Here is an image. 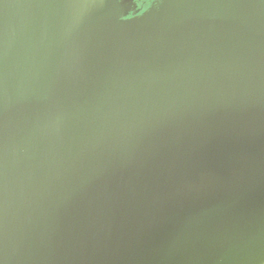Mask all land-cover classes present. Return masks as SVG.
Instances as JSON below:
<instances>
[{
  "label": "water",
  "instance_id": "95a60500",
  "mask_svg": "<svg viewBox=\"0 0 264 264\" xmlns=\"http://www.w3.org/2000/svg\"><path fill=\"white\" fill-rule=\"evenodd\" d=\"M0 0V264H264V0Z\"/></svg>",
  "mask_w": 264,
  "mask_h": 264
},
{
  "label": "flooded vegetation",
  "instance_id": "af4514ba",
  "mask_svg": "<svg viewBox=\"0 0 264 264\" xmlns=\"http://www.w3.org/2000/svg\"><path fill=\"white\" fill-rule=\"evenodd\" d=\"M129 7V15L126 18L139 16L148 11L161 0H124Z\"/></svg>",
  "mask_w": 264,
  "mask_h": 264
}]
</instances>
